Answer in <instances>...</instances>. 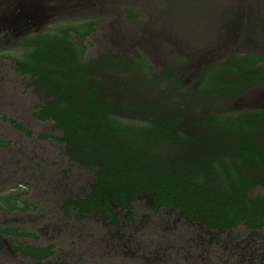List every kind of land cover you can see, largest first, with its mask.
Segmentation results:
<instances>
[{
	"label": "rangeland",
	"instance_id": "374dc122",
	"mask_svg": "<svg viewBox=\"0 0 264 264\" xmlns=\"http://www.w3.org/2000/svg\"><path fill=\"white\" fill-rule=\"evenodd\" d=\"M20 1L23 6L26 5L29 13L27 15L34 18L23 21L24 17H21L22 23H17L14 28L5 24L0 30V49L26 33L39 31L47 25L67 18L99 17L102 23L97 24L95 31L89 35L87 42H91V48L86 50L85 57L96 56L104 51L113 55L132 53L134 48L139 47L149 64L159 70L163 63L168 62L164 61L166 58L181 55L183 59L176 64L177 72L182 81L187 83L195 78L201 64L218 56L210 53L192 59L194 56L190 53L193 49L190 46L185 47L181 42H175L170 38V32L166 34L164 28L170 29L177 39L179 37L183 40L182 35L190 39H201L197 33L204 19L193 17L188 26L187 17H182L185 13L179 9L178 0L167 1L168 11L164 12L165 16L163 2L160 4V0H89L92 3L82 6L72 4V0H40L44 5L41 10H34V5L39 0ZM129 11L136 16H129ZM164 18L165 25L162 28ZM206 20L211 34L203 40L213 44L218 36L214 33L211 17ZM236 48L239 53H264V33L254 34L252 39L233 43L230 49L234 52ZM28 83L25 76H20L13 70L11 61L1 64L0 97L5 93L6 96H13L23 107L30 108L32 101L42 96L36 95ZM152 85L148 82L145 86L147 91L139 95L146 99L147 94H157L149 91L151 87L154 90ZM216 102L217 99L212 104L215 105ZM219 105L218 103L217 106ZM232 106L236 109L264 106V84L249 89L233 100ZM2 112L11 116L15 114L13 107L6 105V102L0 104V113ZM31 122L32 133L24 136L12 129L6 121L0 120V138L9 143L0 147V186L3 191H26V197L36 203V211L39 214L36 218L17 217L11 213L2 217H5V223L11 222L23 230H31L35 235L34 244L44 245L49 236L60 233L57 241L59 246L47 260L35 263L11 252L8 239L0 237V264H264V242L260 233L237 227L215 233L197 247L186 240L185 235L194 230L189 222L184 221L177 213L167 214L165 210L150 216L148 205L143 200L135 203L134 222L124 227V232H118L115 237L112 228L102 218L88 217L84 229L69 225L72 220L61 215L59 202L75 193L87 192L93 180L92 170L71 166L67 173L55 172L52 179L42 177L34 171V167L29 166L23 159L25 156L21 154L23 152L20 145L22 141L41 142L42 139L38 135L46 133L48 126L35 120ZM26 177H32L33 180ZM27 180L29 182H25ZM256 192L264 195V188H256L250 194ZM171 221H175L176 227L169 226ZM165 225L167 228L163 229ZM59 229L61 232H58Z\"/></svg>",
	"mask_w": 264,
	"mask_h": 264
},
{
	"label": "trees",
	"instance_id": "16d2710c",
	"mask_svg": "<svg viewBox=\"0 0 264 264\" xmlns=\"http://www.w3.org/2000/svg\"><path fill=\"white\" fill-rule=\"evenodd\" d=\"M20 41L26 45L22 69L37 74L42 85L52 83L50 89L57 92L70 89L73 94L71 90L81 89L80 75L92 74L84 69L80 61L83 50L71 36L62 33L53 38L42 33ZM64 43L65 47L57 46ZM246 53H232L225 60L200 68L195 89L210 94L205 99H224V105H228L230 99L256 88L257 83L252 80L259 76L262 80L264 70L253 68L256 53ZM48 63H53L54 69ZM241 64L248 69L240 68ZM135 70L136 85L149 82L145 81L150 72L145 61H135ZM225 73L232 77L222 82ZM154 78L151 75L152 81ZM85 87L86 106L92 110L90 128L107 143L86 146L82 151L77 146L72 149L76 154L101 155L87 160V164L99 165V175L105 184L113 186L112 195L117 200L126 201L127 193L144 192L153 201L180 208L188 218L209 227L243 224L252 230L264 229V197L248 194L251 189L264 186V144L257 145L248 138L256 126L257 131L264 128L257 120L264 115L263 110L257 113L254 109H240L231 113L228 107L229 113L209 112L197 120L201 128L192 136L177 131L175 120L147 121L148 116H144L147 106L136 98L130 102L115 97L116 105L134 115L135 122L123 121L121 114H102L100 111L110 105L105 98L99 102L90 100L93 87L88 81ZM183 120L185 124L195 122L187 114ZM102 122L104 127L100 126ZM228 137L237 138V145L223 141Z\"/></svg>",
	"mask_w": 264,
	"mask_h": 264
},
{
	"label": "flooded vegetation",
	"instance_id": "af4514ba",
	"mask_svg": "<svg viewBox=\"0 0 264 264\" xmlns=\"http://www.w3.org/2000/svg\"><path fill=\"white\" fill-rule=\"evenodd\" d=\"M23 2L20 0H0V30L5 27V24L11 25V28L17 26V23H22L21 17L28 16L29 14L26 5L23 6ZM33 7V1H32ZM44 5L39 0L34 5V10H41ZM26 11V12H25ZM33 11V10H32ZM23 15V16H21ZM38 15V14H36ZM128 15L133 17L135 13L128 12ZM102 23L99 17H75L67 18L61 22H55L51 25L43 27L39 31H33L24 34L19 39L8 43L0 49V66L4 62H12L13 70L20 76H25L29 83L28 86L32 87L36 95L41 97L35 98L32 101L31 107H23L20 102L13 96H6L2 94L0 97V104L6 102V105H11L15 114L7 115L0 113V120L6 121L12 129L19 131L24 136L31 135V120H35L41 123H46L48 130L46 133L39 134L41 142L22 141L20 149L25 157L29 166L34 167V171L39 173L42 177L49 179L54 178L56 173L68 172L71 166L84 167L92 170L93 180L87 190L83 194H76L66 197L59 202L58 208L61 211V215L64 218L71 219L72 222L69 225L78 226L77 229H84L85 222L88 217H98L106 221L114 232V237L118 232H124V227H128L129 224L134 222V208L135 203L138 200H143L149 208V214H155L161 210L167 211V214L177 213L184 221L189 222L194 227V230H190L186 237V240L199 247L213 234L223 231H229L237 227H241L246 231H254L260 233L264 242V229H255L245 227L243 224H237L228 227H216L207 226L202 224L199 220L188 218L183 214L180 208H174L172 206H166L160 204V202L153 201V198L148 194L142 193H130L126 194V201H119L112 195V188L110 184H105L103 177L99 175L100 167L96 164H87V160L98 159L99 154H86L73 152V147L77 146L81 148V151L86 146L97 145V143H103V137L99 136L97 132L91 130L92 110L86 106L87 93H85V82H89V86L93 87V92L90 93L89 99L99 102L101 98H105L107 109L100 111L102 114L113 113L116 116L121 114L126 122H135L134 115L128 111H123L118 105H116L115 97L127 98L132 102L134 98L141 101L147 106L144 116H148L147 121L150 119L157 120H175V128L181 134L197 133L201 127H198L197 120H200L207 113H226L229 111L226 108H231V113L240 111L232 106V102L235 99H230L228 105H224V99L204 97L210 96V94H202L195 87L198 83L197 75L189 82H183L180 75L177 72V62L182 61L181 55H174L166 58L164 61H168L162 64L159 70H155L148 62L144 54L140 51L139 47L134 48L132 53H122L113 55L109 51H104L96 56L85 57L87 49L91 48V42H87L88 37L95 31L97 24ZM44 33L49 37L71 36L75 43L83 50L81 53L82 63L84 69H88L92 74L85 76L80 75L81 82L79 91L70 89L62 91H55L50 89L51 84L47 83L42 85L39 81L37 74H32L26 70H23L22 61L25 59L24 51L26 45L21 43V39L28 35H40ZM1 34V32H0ZM3 36V35H2ZM65 38V37H64ZM52 46L53 43L51 42ZM59 47H65L64 44H58ZM68 46V44H67ZM66 46V47H67ZM258 55V58L254 61L253 68H260L264 70V53L253 52ZM247 54V53H245ZM241 53V55H245ZM135 61H145L150 72L145 81L151 82V75L155 78L151 82L154 86L149 91L157 92V94H147L146 99L142 98L139 94L143 91H147L145 84L136 85L134 79L137 72L135 70ZM33 63V62H32ZM49 68H53V63H48ZM240 68L248 69L245 64H241ZM149 75V76H148ZM209 76V75H208ZM207 76V77H208ZM235 76V75H233ZM206 77V78H207ZM232 75L225 73L222 75V82H226ZM261 76L256 77L252 81L257 83L256 88L263 86L264 78L261 80ZM84 83V84H83ZM220 85V84H218ZM246 87L242 86V92ZM143 89V90H142ZM248 91V90H247ZM246 91V92H247ZM244 94V93H243ZM242 94V95H243ZM77 97L76 99L70 97ZM200 96H203L200 98ZM201 99V100H199ZM217 99L215 105L213 101ZM2 102V103H1ZM220 104L219 107L217 106ZM103 107V106H102ZM101 108V107H100ZM257 113L264 111V106L253 108ZM133 111V110H132ZM79 113V114H78ZM125 113V115H123ZM112 114V115H113ZM187 114L191 120L195 122L184 123L183 116ZM262 127H264V115L258 117ZM122 120V119H121ZM105 122H102L100 126L104 127ZM51 127V129H50ZM250 134L248 138L253 139L257 145L264 144V128ZM229 136L230 133H227ZM224 142H229L237 145L238 139L235 137H228L223 139ZM103 143L102 145L106 144ZM255 143V144H256ZM8 141L0 138V147L7 146ZM91 152H94L91 150ZM22 157V156H21ZM95 157V158H92ZM32 175V172H30ZM64 177V175H63ZM29 180H33L32 177H26ZM4 181V180H3ZM1 181V182H3ZM25 182H29L28 180ZM27 186V185H26ZM0 186V237L6 238L9 241V250L13 253L19 254L22 257H26L35 263H41L47 260L54 254V251L58 244V237L60 233H55L49 236L48 241L44 245L39 243L34 244L35 235L29 229H22L17 224L11 222L5 223L4 214H13L17 217L23 216L25 218L38 217L36 203L29 201L26 197V191L23 189H7L3 191ZM256 188H264V186H257L251 189L248 194L254 196L257 193L264 195L260 192H256L251 195V191ZM71 216L72 218H69ZM147 223V220L145 221ZM123 224V225H122ZM169 224V223H168ZM167 227H176L175 221H171ZM166 225L164 228H167ZM120 228V229H119ZM120 230V231H118ZM58 232H61L60 229ZM113 237V235H112ZM17 239H20L18 241ZM195 247V248H197ZM157 249V248H155ZM173 251V247H172ZM251 256L252 253L250 252ZM157 259V258H156Z\"/></svg>",
	"mask_w": 264,
	"mask_h": 264
},
{
	"label": "water",
	"instance_id": "95a60500",
	"mask_svg": "<svg viewBox=\"0 0 264 264\" xmlns=\"http://www.w3.org/2000/svg\"><path fill=\"white\" fill-rule=\"evenodd\" d=\"M167 1L160 0L159 2L160 4L163 2V13L168 11L166 9ZM88 3H92V1L72 0V4L76 6L87 5ZM178 3L180 5L179 9L185 13L182 17H187L186 23L188 26L191 24L193 17L204 19L201 21V29L197 33V36L201 39H190L184 35H182L183 40L179 37L177 39L170 29L164 28L165 18L162 28H164L166 34L167 32L172 34L170 38L174 39L175 42H181L185 47L190 46L193 49L190 53L194 56L192 59H198L210 53L218 55L209 62L201 64L200 68L219 60H225L232 53L240 54L237 48L234 52L230 49L233 43L252 39L254 34L264 33V0H178ZM23 17V21L34 18L31 16ZM210 17L214 33L218 36L213 44L205 42L206 39L203 40L211 34V29L207 28L206 20ZM223 52L225 53L222 54ZM200 68L198 69L200 70Z\"/></svg>",
	"mask_w": 264,
	"mask_h": 264
}]
</instances>
